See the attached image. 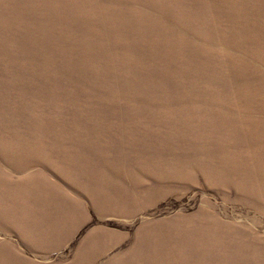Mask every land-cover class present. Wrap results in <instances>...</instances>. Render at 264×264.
Returning <instances> with one entry per match:
<instances>
[{
    "label": "rangeland",
    "instance_id": "1",
    "mask_svg": "<svg viewBox=\"0 0 264 264\" xmlns=\"http://www.w3.org/2000/svg\"><path fill=\"white\" fill-rule=\"evenodd\" d=\"M0 264H264V0H0Z\"/></svg>",
    "mask_w": 264,
    "mask_h": 264
}]
</instances>
